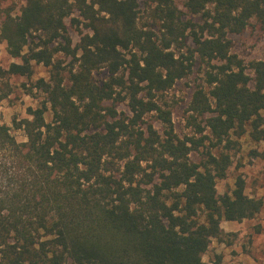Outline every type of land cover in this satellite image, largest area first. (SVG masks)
Instances as JSON below:
<instances>
[{"label":"trees","instance_id":"16d2710c","mask_svg":"<svg viewBox=\"0 0 264 264\" xmlns=\"http://www.w3.org/2000/svg\"><path fill=\"white\" fill-rule=\"evenodd\" d=\"M182 1L201 24L182 21L173 0H151L158 34L138 27L139 0H24L19 15L4 14L0 44L20 63L0 68V99L10 78L32 75V62L49 68L50 79L34 84L44 100L29 118L13 121L26 142L0 123V264H205L221 222L260 211L241 176L230 194H217L230 156L193 163L203 141L178 139L157 98L190 73L196 55L209 90L197 88L188 111L206 117L214 146L247 132L264 142V61L246 66L227 39L251 21L264 30V0ZM75 12L87 33L72 48L65 20ZM57 53L74 61L67 84ZM120 104L130 116L118 113ZM150 114L164 136L145 123Z\"/></svg>","mask_w":264,"mask_h":264},{"label":"rangeland","instance_id":"374dc122","mask_svg":"<svg viewBox=\"0 0 264 264\" xmlns=\"http://www.w3.org/2000/svg\"><path fill=\"white\" fill-rule=\"evenodd\" d=\"M173 2L181 11L182 21L201 24L199 16H192L186 12L182 0H173ZM23 6L24 0H0V24L4 14L8 12L12 17L19 15ZM151 6V0H139L137 24L140 29L151 30L158 34V24L150 18ZM71 19H76L77 23H72ZM65 25L73 48L78 44L81 35L87 33L84 30V21L75 12L65 20ZM38 35L33 34L28 38V47L33 46L32 37L33 43L37 42L35 38ZM227 39L230 41L229 53L243 61L246 66L254 61H264V30H261L254 21H251L242 33L230 34ZM187 47L194 50L195 46L191 39L187 41ZM27 49L26 47L24 52H28ZM180 54L187 55L185 50L180 51ZM53 62L61 64V77L63 83L67 84L68 71L74 62L73 59L57 53L53 57ZM11 63L19 64L20 61L10 57L6 52L5 43H1L0 68L7 69ZM31 66L32 75L29 78L9 79L10 94L7 98L0 99V123L10 129V134L18 143L26 142V138L21 130L15 129L13 121L29 118L27 110L36 109L44 100V95L33 88L34 84L40 79L45 82H49L50 79L49 68L34 62ZM207 70V65L194 55L190 73L178 80L170 90L158 95L159 106L162 111L170 114L173 134L178 139L203 141L198 149L190 152L189 157L193 163L197 165L204 163L207 153L215 156L222 152L230 156L231 167L226 178L216 181V191L219 196L230 194L235 179L241 176L245 182V194L249 198L261 201L262 206L252 219L241 222H221L219 227L223 234L219 239H211L202 261L205 264H264V142L252 141L247 132L241 137L231 134L228 138L230 144L224 142L217 147L214 146V140L208 129L204 128L206 117H198L188 111L194 91L197 88H203L206 92L209 90L204 82ZM246 72L250 78L253 77L250 70ZM106 76L107 73L103 69L94 75L98 83L104 82ZM27 90H30V93ZM117 111L130 116L126 104L118 105ZM45 120L50 122L49 112L46 113ZM145 123L151 124L160 136H164L167 131L157 114L147 115ZM199 128L204 129L202 133L198 132ZM202 220L203 214L199 213L198 222L201 223Z\"/></svg>","mask_w":264,"mask_h":264}]
</instances>
